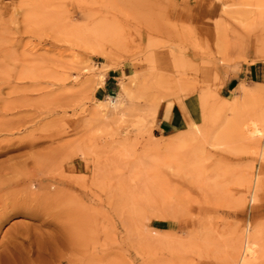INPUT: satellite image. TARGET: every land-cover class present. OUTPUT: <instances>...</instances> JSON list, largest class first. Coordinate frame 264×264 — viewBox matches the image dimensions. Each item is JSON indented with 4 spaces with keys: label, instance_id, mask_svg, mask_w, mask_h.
Wrapping results in <instances>:
<instances>
[{
    "label": "rangeland",
    "instance_id": "rangeland-1",
    "mask_svg": "<svg viewBox=\"0 0 264 264\" xmlns=\"http://www.w3.org/2000/svg\"><path fill=\"white\" fill-rule=\"evenodd\" d=\"M186 1L0 0V264H264V0Z\"/></svg>",
    "mask_w": 264,
    "mask_h": 264
},
{
    "label": "crops",
    "instance_id": "crops-1",
    "mask_svg": "<svg viewBox=\"0 0 264 264\" xmlns=\"http://www.w3.org/2000/svg\"><path fill=\"white\" fill-rule=\"evenodd\" d=\"M188 10L195 12L199 17H207L212 14L211 5H206V3H202L201 0H187L185 2ZM209 9L207 12L205 11ZM205 9V10H204ZM261 69L257 65V63L249 62H239L236 66L225 65L224 69L221 70V85L222 89L225 92H230L232 88H234L239 81L244 80L247 83H252L253 81H259ZM115 76L113 74H107L104 82L100 85V91H109L112 89L115 81ZM180 115V114H179ZM180 119L183 118L182 115L179 116ZM177 122V116H174V109L171 107L163 106L160 110V118L158 121L157 129L161 131L163 134L168 133V131L173 127V122Z\"/></svg>",
    "mask_w": 264,
    "mask_h": 264
},
{
    "label": "bare ground",
    "instance_id": "bare-ground-1",
    "mask_svg": "<svg viewBox=\"0 0 264 264\" xmlns=\"http://www.w3.org/2000/svg\"><path fill=\"white\" fill-rule=\"evenodd\" d=\"M233 104H236L237 105V102H236V100L234 101V103ZM235 105V106H236ZM234 106V105H233ZM261 107V106H260ZM14 107H12L11 109H13ZM236 108V107H235ZM235 108L233 107V109L235 110ZM238 109H239V107H238ZM237 110V109H236ZM12 121V120H11ZM14 122V121H13ZM10 128H7L8 129V131H12L13 129H15L14 128V124L13 123H11L10 122ZM8 125V126H9ZM239 128V131L241 132V134L243 135V137L244 138H248V137H251V136H253L254 134H256L257 132H259V127H258V124L256 123V121H253V120H251V119H249V122H247V123H243L241 126H239L238 127ZM68 150H70V149H68ZM65 151H67V150H65ZM78 151H80V150H78ZM63 152V151H62ZM61 152V153H62ZM82 152V151H81ZM67 153V152H66ZM76 153V152H75ZM80 153V152H79ZM87 155V154H86ZM58 157V156H57ZM67 158V157H66ZM62 161V160H61ZM10 164V163H9ZM60 164V163H59ZM11 165H13V164H11ZM60 166V165H59ZM15 167V166H14ZM20 167V166H19ZM61 167V166H60ZM12 169V168H11ZM14 171V170H13ZM17 172H18V169H17ZM16 172V173H17ZM1 173V172H0ZM10 176V175H9ZM1 178H2V176H1ZM10 178V177H9ZM14 178V177H13ZM11 179V178H10ZM5 180V179H4ZM8 180V179H7ZM1 185H2V183L0 182V188H1ZM12 185V184H11ZM19 190H20V188H19ZM12 191V190H11ZM16 191V190H15ZM18 192V191H17ZM12 194H13V192H11ZM16 193V192H15ZM24 193V192H23ZM23 195V194H22ZM26 195V194H25ZM36 195V194H35ZM14 196L15 195H13V198L12 199H14ZM31 196V195H30ZM7 197V196H6ZM12 197V196H11ZM32 197L33 196H31L30 198L32 199ZM37 197V196H36ZM7 198H9V197H7ZM18 199V198H17ZM16 199V200H17ZM26 199H28L29 200V197L27 198V196H26ZM34 199V198H33ZM4 200V199H3ZM7 200V199H6ZM15 200V199H14ZM22 200V198L18 201V202H20ZM27 200V201H28ZM31 201V200H30ZM29 201V202H30ZM36 201H38V200H36ZM35 201V202H36ZM10 201H8V203H9ZM33 202V201H32ZM14 203V202H13ZM15 203H16V201H15ZM22 203V202H21ZM21 203H19V204H21ZM28 203V202H27ZM0 204H1V202H0ZM4 204V203H3ZM2 204V205H3ZM12 204V203H11ZM11 204H7V205H11ZM16 204H18V203H16ZM15 204V205H16ZM23 204H24V202H23ZM25 204H26V202H25ZM28 204H31V202L30 203H28ZM45 204V203H44ZM38 205V204H37ZM11 206H14V205H11ZM29 206V205H28ZM32 206V205H31ZM35 206V205H34ZM33 206V207H34ZM2 207V206H1ZM4 207H5V205H4ZM18 207H20V206H18ZM22 207V209L25 207H23V206H21ZM37 207V206H36ZM38 207H39V205H38ZM49 208V207H48ZM5 209V208H4ZM21 209V208H20ZM28 209V208H27ZM30 209V208H29ZM38 208H36V210H37ZM41 209H42V207H41ZM47 209V208H46ZM31 210V209H30ZM34 210V209H33ZM43 210H45V209H43ZM58 210V209H57ZM5 210H3V212H4ZM48 211H51V210H48ZM2 212V213H3ZM22 212V211H21ZM39 212H41V211H39ZM44 212V211H43ZM47 213V212H46ZM50 213L51 212H49V215H50ZM4 214V213H3ZM38 214V213H37ZM32 215V214H31ZM48 215V214H47ZM250 241V242H249ZM249 241L247 242V243H245V245L247 244V246H246V252L248 253V254H253L254 253V247H255V245H257V237H255V235H253V236H251L250 237V239H249Z\"/></svg>",
    "mask_w": 264,
    "mask_h": 264
}]
</instances>
